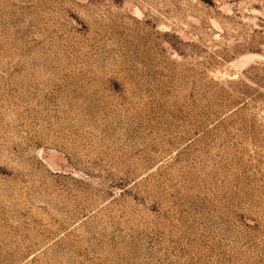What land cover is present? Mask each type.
Returning <instances> with one entry per match:
<instances>
[{
    "label": "rangeland",
    "instance_id": "rangeland-1",
    "mask_svg": "<svg viewBox=\"0 0 264 264\" xmlns=\"http://www.w3.org/2000/svg\"><path fill=\"white\" fill-rule=\"evenodd\" d=\"M0 264H264V0H0Z\"/></svg>",
    "mask_w": 264,
    "mask_h": 264
}]
</instances>
